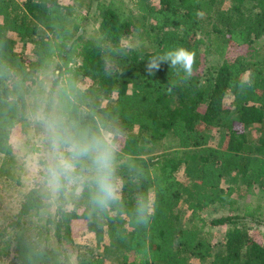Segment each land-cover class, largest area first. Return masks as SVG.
Returning a JSON list of instances; mask_svg holds the SVG:
<instances>
[{"label":"trees","instance_id":"obj_1","mask_svg":"<svg viewBox=\"0 0 264 264\" xmlns=\"http://www.w3.org/2000/svg\"><path fill=\"white\" fill-rule=\"evenodd\" d=\"M117 1L98 2V33L83 40L69 24L74 5L0 0V153H14L13 135L25 117L27 96L39 74L52 67L56 77L46 116L57 102L62 128L111 132L114 178L124 180L118 189L123 196L102 209L92 199L90 161H80L83 186L67 209L68 178H61L60 202L47 220L61 246L74 242L76 224L82 223L81 233L96 232L112 249L123 248L125 264H196L193 258L264 264L261 233L249 223L264 222V202L246 203L243 213L203 216L235 205L233 194L241 186L258 187L264 196V45L258 43L264 38V0H131L136 11ZM11 32L33 43L35 58L17 49ZM144 34L139 46L124 45L130 36ZM176 47L194 53L190 76L167 62L153 75L146 72L148 59ZM234 47L243 52L230 56ZM211 55L218 61L205 70ZM66 75L67 84L59 86ZM79 78L92 85L82 90ZM136 127L153 144L170 131L177 148L146 155L138 137L125 135ZM214 129L226 130L224 146L212 143ZM228 171L234 177L224 186ZM44 206L38 184L13 221L22 226L12 238L20 264H64L42 227L21 224ZM220 225L228 228L218 249L211 228ZM82 264H104V257L84 258Z\"/></svg>","mask_w":264,"mask_h":264},{"label":"rangeland","instance_id":"obj_2","mask_svg":"<svg viewBox=\"0 0 264 264\" xmlns=\"http://www.w3.org/2000/svg\"><path fill=\"white\" fill-rule=\"evenodd\" d=\"M23 1V0H19ZM99 1L109 2L111 0H61L64 4H71L75 6V19H71L69 24L73 27L76 36L82 37L83 40L95 37L98 33V10L97 4ZM117 1V0H116ZM121 1V2H120ZM157 3L158 0H153ZM118 2V1H117ZM116 2V3H117ZM123 3L128 10H135V5L131 0H119V4ZM136 11V10H135ZM85 17V18H84ZM83 23V25H80ZM142 24V21L140 22ZM143 27V26H142ZM9 36L15 41L18 50L23 51L30 58H35L33 54L34 45L30 40H22L18 34L11 32ZM147 39L146 34L142 37L140 35H133L125 39L124 45L126 47L139 46L141 42ZM149 41V39H148ZM259 45H264V38L259 42ZM240 47H234L230 51V56H234L243 52ZM241 51V52H240ZM217 57L209 56L205 62L206 66H213L217 62ZM203 69V70H204ZM206 70V69H205ZM54 69L43 70L36 83L32 86L31 92L27 96L28 106L25 117L21 120V124L17 127L13 135L14 153L12 155H5L0 153V264H20L15 252V243L13 241V234L21 227H14L13 221L16 220L19 210L27 192L36 185H41L43 192V199L45 206L40 211V214H32L25 216L23 225L42 227L44 233L48 237V243L56 250L62 251V258L64 264H82L84 258H94L98 254L104 257V264H125L123 248L112 249L110 240L106 236H99L96 232H83L82 223L76 224V237L72 243H64L62 246L58 243L54 236V229L51 224L47 223L48 217H55L56 210L59 205V187H54L49 183L48 168L52 163V148L50 132L48 124L55 121L59 124V105L57 102L53 104L51 110V117H47L45 108L51 87L55 79ZM62 83L59 86L66 85L67 75L61 79ZM78 87L86 90L92 85V80L89 78L80 79L77 82ZM55 92V97L58 99V88ZM115 96L105 98L103 104L111 103ZM226 130H213L212 143L219 147L226 143ZM127 136L138 137L141 143L145 146L146 155L159 154L165 150H172L177 148V143L173 134L168 131L166 137L161 143L153 144L150 141L148 133L142 131L137 127ZM113 146V135L111 137ZM81 161L88 162L87 159ZM181 175V173H180ZM79 179H68L66 182V198L67 203L65 207L71 209L74 207V199H77L79 192L83 186L84 176H78ZM234 174L232 172H225L224 186L232 183ZM124 180H115L117 189L121 190ZM119 197L123 196L118 192ZM236 204L229 209H222L216 212L206 211L203 216L207 219L218 216H226L235 213H243L242 208L248 202L258 203L264 202V196L260 193L258 187L247 190L245 186H241V191L233 194ZM239 207V209H238ZM181 210L186 214V206L181 204ZM119 209H115L113 214L116 215ZM187 215H185L186 217ZM251 226L258 228L264 242V222L258 223L249 221ZM79 226V227H78ZM227 225H220L211 228L212 240L218 246L224 239ZM34 233V231L32 230ZM9 249L7 250V248ZM7 250V251H6ZM196 264L202 263L198 258H193Z\"/></svg>","mask_w":264,"mask_h":264},{"label":"clouds","instance_id":"obj_3","mask_svg":"<svg viewBox=\"0 0 264 264\" xmlns=\"http://www.w3.org/2000/svg\"><path fill=\"white\" fill-rule=\"evenodd\" d=\"M167 62L171 69L183 71L188 76L192 73L194 53L183 47L167 50L161 55L148 59L146 72L153 75L160 69L161 63ZM171 91V89H169ZM50 132L52 163L48 168L49 183L60 185L61 178L79 179L77 165L81 160L90 161L92 180L95 191L94 204L106 209L118 199V189L113 171L114 146L112 133H92L87 130L72 132L62 128L55 121L48 124ZM141 206L138 205V208Z\"/></svg>","mask_w":264,"mask_h":264}]
</instances>
